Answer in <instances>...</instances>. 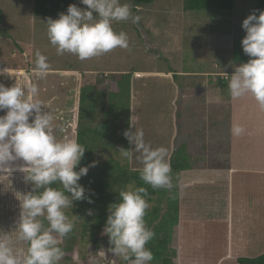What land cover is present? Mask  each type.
<instances>
[{
	"label": "clouds",
	"instance_id": "9594fccd",
	"mask_svg": "<svg viewBox=\"0 0 264 264\" xmlns=\"http://www.w3.org/2000/svg\"><path fill=\"white\" fill-rule=\"evenodd\" d=\"M81 3L87 7L70 4L67 12L47 20V35L57 54L67 52L84 61L129 47L128 35L113 28L114 22L140 21V15H133L128 3L121 0H81ZM242 27L246 31L242 48L250 59L234 65L228 89L232 98L251 94L264 108V11L248 15ZM35 56L33 74L45 79L50 71L48 59L39 51ZM0 75L16 77L7 67L0 68ZM38 94L37 85L27 77L23 84L16 80L10 87L0 83V110H7L0 116V173L20 171L25 174V181L32 184V190L19 199L16 226L18 239L28 247L14 249L10 239L0 237V264H59L64 256L60 247L62 238L74 228L65 209L73 207L74 201L94 202L91 190L79 181L96 166V161L78 168L86 148L75 139L57 138L56 132L63 131V126L54 125L53 115L37 98ZM231 132L239 136L244 128L234 123ZM123 135L132 147L119 148L121 156L132 160L135 155L142 165L138 169L141 180L153 189L170 190L173 177L168 149L153 148L145 141L143 129L134 124ZM17 160L23 163L15 165ZM56 182L62 189L51 186ZM147 195L145 187L120 190L119 202L110 205L103 229V234L109 237L108 251L129 264H150L154 259L146 247L155 235L144 219L149 207ZM92 214L89 209L88 215ZM41 217L47 221V227Z\"/></svg>",
	"mask_w": 264,
	"mask_h": 264
},
{
	"label": "rangeland",
	"instance_id": "374dc122",
	"mask_svg": "<svg viewBox=\"0 0 264 264\" xmlns=\"http://www.w3.org/2000/svg\"><path fill=\"white\" fill-rule=\"evenodd\" d=\"M121 3H128L133 15L141 17L138 23H133L131 20L113 23V28L117 32L124 31L128 35L129 47L126 49L116 48L104 55L81 61L77 56L67 52L63 55L57 54L56 48L49 41L47 20L58 18L60 13L54 16L37 17L34 13V0H0V68L7 67L12 70V68L24 67L27 69V75L22 82L24 83L27 77L37 85L39 89L37 98L50 110L54 117V125L63 126V131L56 132L58 139L76 140L77 138L80 88L83 80L86 79L88 82L94 83L96 88L108 93L114 81L102 80V74L107 76L129 70L169 68L168 62L160 57L161 51H158L153 43L149 42V37H152V41L158 45L169 38L174 40L176 37L178 44L182 43V53L185 55V66L182 67L204 71L212 69L214 66V54L212 55V52L206 48V40L203 36H199L198 30L189 28L191 25L189 22L195 23L200 20L196 28L204 31L207 37L211 34H218L219 39L226 41L231 35H229L228 29L231 27L233 18H235V22L237 18L243 21L253 12L257 15L258 11V0H235V8L232 11L214 9L210 12L185 11L183 0H154L149 5L138 7L137 10L134 0H121ZM73 4L81 8L87 7L81 3V0ZM63 12H67V9ZM212 14L213 17L210 16L212 18L207 19L208 21L202 20L205 15ZM155 32L158 34L155 35ZM37 51L45 55L50 64V71L45 79H39L33 74ZM23 73L25 72L23 71ZM83 73H86V77H83ZM15 78L17 81L21 80L18 75ZM14 82L11 77L0 75V83L5 86L10 87ZM134 88L130 127L131 124H134L136 128L143 129L145 141L150 143L153 148L161 146L167 148L169 161H172L170 157L175 152L170 151L172 146L170 142H167V139L177 128L175 144L181 143L186 133L187 135L192 134L193 142L189 144V149H185L187 157L206 154L213 156L219 153L222 158L218 157L216 161L211 159L209 163L213 161L215 163L223 161L225 165L231 163L229 158L231 153L228 148L232 145V141L229 137L225 139V134L231 130L228 126L225 128L227 131L220 136L224 141L207 145L205 133L207 130L209 133V127L206 128L205 123H201L197 119L187 122L188 117L184 116L181 104H178V117H175V121H173V115L169 109L167 98L164 99L161 85L157 82H150L147 88L154 90L144 93V89L141 87L142 94L137 92L138 81L135 82ZM6 111L0 110V116L5 115ZM188 124L191 126L189 127ZM222 131L221 128V133ZM114 144L115 146L112 148L99 147L96 149L93 159L96 161V166L92 167L93 170L99 169L104 162L110 159L118 160L121 164L128 163L135 170L142 168V165L135 159V155L132 160L121 156L119 148L128 146L131 150L130 147H132L123 133L118 135ZM225 157L226 159L223 160ZM22 163L20 160L14 162L15 165ZM24 175L20 171H14L11 174L0 173V237L10 239L14 249L26 250L27 243L18 239V230L16 229L20 215L19 199H23V195L32 190L30 184L25 181ZM176 185L177 183L174 181L173 186ZM129 188L135 189V185L131 184L127 187V189ZM147 201L148 209L157 204V200L149 201L147 199ZM65 213L73 221L74 228L62 238L60 245L68 246V251L64 253L59 263L129 264L120 257L112 255L108 250H102V246L98 245L90 233H84L86 219L79 216L74 202L73 207L65 209ZM40 219L44 225H48L46 220H43L42 217ZM104 256H107L108 259L105 260Z\"/></svg>",
	"mask_w": 264,
	"mask_h": 264
},
{
	"label": "crops",
	"instance_id": "0c3cea01",
	"mask_svg": "<svg viewBox=\"0 0 264 264\" xmlns=\"http://www.w3.org/2000/svg\"><path fill=\"white\" fill-rule=\"evenodd\" d=\"M210 16L213 14L205 15L202 20L211 19ZM234 19L228 29L231 35L226 41L219 39L218 34L207 37L204 31L196 28L200 21L198 18L195 23L189 22V28L198 30L199 36L206 40V48L214 54L212 69L196 71L183 68V46L178 44L176 37L160 45L149 37V42L161 51L160 57L168 62L169 68L140 69L132 76V92L136 81L138 94H142L141 87L144 93L152 92L154 89L147 88L150 82L163 87L162 93L169 103L173 121L178 117V104H181L184 116L188 117L187 122L195 119L204 122L210 129L205 133L207 145L224 141L220 136L227 131V126L231 129L235 123L244 128L239 136L233 135L231 130L225 134V139L229 137L232 141L228 148L230 164L225 165L223 161L215 163L218 157L222 158L219 153L213 156L190 155L189 166L176 175L180 199L176 264H241L237 262L238 258L257 257L264 253V108L251 94L240 98L230 95L228 82L234 65L250 59L248 55L237 60L234 58L235 39L241 40L246 35L243 21L237 18L235 22ZM26 70L24 67L11 70L16 77L20 76V84L27 75ZM11 79L15 84V76ZM220 80L225 81L224 86ZM176 132L177 128L167 139L172 146L170 151L175 152L179 144L189 149L193 142L192 134L186 133L183 141L175 144ZM173 156L174 153L170 160ZM211 159L215 161L209 163Z\"/></svg>",
	"mask_w": 264,
	"mask_h": 264
},
{
	"label": "trees",
	"instance_id": "16d2710c",
	"mask_svg": "<svg viewBox=\"0 0 264 264\" xmlns=\"http://www.w3.org/2000/svg\"><path fill=\"white\" fill-rule=\"evenodd\" d=\"M78 0H34V13L37 17L54 16L65 11L70 4ZM154 0H134L135 9L149 5ZM185 11L206 9L233 10L235 0H183ZM264 11V0H258L257 15ZM241 40L234 41V57L244 58ZM136 70H129L111 75H101V79L113 80L114 84L104 92L95 87V84L83 80L80 88L79 100V123L76 140L86 148L84 158L81 160L82 167L93 162L96 149L99 147H114L118 135L130 128V115L132 112V76ZM86 73H83V77ZM109 77V78H107ZM223 85L224 80H220ZM127 139V138H126ZM124 148H129L125 146ZM129 150V149H128ZM189 166L185 146L175 149L171 161L173 183L176 175ZM77 168V170H78ZM86 189L93 193V203L88 201H74L76 211L81 218H85L84 233L102 246V250L110 247L108 235L103 234L109 207L119 202V191L127 189L131 184L135 188L145 187L149 201L157 200V204L146 210L144 217L146 226L154 231V237L146 245L154 259L150 264H176L178 256V228L180 219L179 190L176 186L169 189H153L140 178L138 170L132 169L128 163L121 164L118 160L110 159L96 170L92 167L86 176L79 181ZM32 189V184L29 183ZM53 188L62 189L59 182L51 185ZM89 209L93 214L88 215ZM47 227L48 225H44ZM103 242V243H102ZM104 246V247H103ZM28 247V245H27ZM64 253L68 246L60 245ZM108 248V249H107ZM241 264H264V253L255 258H238ZM66 264V263H59Z\"/></svg>",
	"mask_w": 264,
	"mask_h": 264
},
{
	"label": "built area",
	"instance_id": "2783aa9c",
	"mask_svg": "<svg viewBox=\"0 0 264 264\" xmlns=\"http://www.w3.org/2000/svg\"><path fill=\"white\" fill-rule=\"evenodd\" d=\"M105 257V260H107L108 258H107V256H104Z\"/></svg>",
	"mask_w": 264,
	"mask_h": 264
}]
</instances>
